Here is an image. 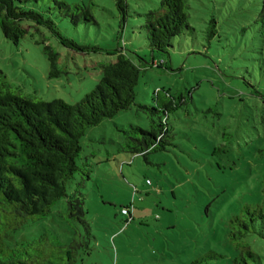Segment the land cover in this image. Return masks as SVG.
I'll use <instances>...</instances> for the list:
<instances>
[{
  "label": "rangeland",
  "instance_id": "1",
  "mask_svg": "<svg viewBox=\"0 0 264 264\" xmlns=\"http://www.w3.org/2000/svg\"><path fill=\"white\" fill-rule=\"evenodd\" d=\"M57 1L90 5L94 22L72 25L53 0H27L24 8L50 18L67 39L109 52L122 49L146 70L135 104L87 129L81 140L80 170L67 185L68 196L81 203L80 221L66 223L62 199L18 239L61 236L70 228L71 264H189L210 253L219 256L210 264H232L240 255L247 264H264V221L241 240L231 237V222L245 206H264L262 0H188L190 29L172 41L167 56L151 53L138 17L119 28L115 0ZM143 1L128 2L137 13L156 7L141 9ZM25 26L28 34L18 45L0 32V71L10 91L23 98L76 104L99 81V66L115 62L104 53L72 52L44 28ZM41 40L59 55V78L48 77L42 46L34 43ZM168 100L174 146L150 154L148 162L123 152L122 131L148 130Z\"/></svg>",
  "mask_w": 264,
  "mask_h": 264
},
{
  "label": "trees",
  "instance_id": "2",
  "mask_svg": "<svg viewBox=\"0 0 264 264\" xmlns=\"http://www.w3.org/2000/svg\"><path fill=\"white\" fill-rule=\"evenodd\" d=\"M53 1L58 14L72 25L94 22L90 5ZM128 1L115 0L119 28L123 29L131 16L138 17L142 23L140 30L145 34L152 54L167 56L172 41L190 29L188 0H144L141 9L155 3L156 7L143 13L132 11ZM26 3L27 0H0V32L13 45H18L28 34L29 26L25 24H31L47 30L60 46L72 52L115 56V62L99 66L101 76L94 89L73 105L57 99L34 102L23 98L10 91L11 86L0 71V264H71L70 228L63 229L59 233L61 236L46 232L37 239L26 241L19 240L18 236L38 220H44L62 199H66V223L70 226V219L79 220L81 203L68 196L67 185L80 170L77 161L82 152L81 140L87 129L113 119L135 104V89L146 67L135 63L122 49L109 52L67 39L50 18L24 8ZM259 19L264 28V0ZM34 43L42 46L48 63V77L59 78L63 71L58 67V53L43 40ZM159 107L162 118L158 122L152 121L148 130L130 127L122 131L123 152L141 155L148 162L150 154L165 152L174 146L166 122L173 110L172 102L168 100ZM140 108L151 114L157 112L154 108ZM124 209L128 208H122L121 212ZM258 221H264V206H245L241 216L231 222L232 239L241 240L254 233ZM244 250L247 257L254 258L247 247ZM217 258L219 256L210 253L189 264H210ZM232 264L247 263L240 255Z\"/></svg>",
  "mask_w": 264,
  "mask_h": 264
},
{
  "label": "built area",
  "instance_id": "3",
  "mask_svg": "<svg viewBox=\"0 0 264 264\" xmlns=\"http://www.w3.org/2000/svg\"><path fill=\"white\" fill-rule=\"evenodd\" d=\"M121 213L123 215H128L130 213V211H129V209H124Z\"/></svg>",
  "mask_w": 264,
  "mask_h": 264
}]
</instances>
